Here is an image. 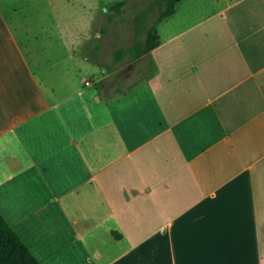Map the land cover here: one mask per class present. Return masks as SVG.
Returning <instances> with one entry per match:
<instances>
[{"label": "crops", "instance_id": "1", "mask_svg": "<svg viewBox=\"0 0 264 264\" xmlns=\"http://www.w3.org/2000/svg\"><path fill=\"white\" fill-rule=\"evenodd\" d=\"M39 3L0 2V212L39 261L264 264V0H180L146 90L116 98L45 59L84 30Z\"/></svg>", "mask_w": 264, "mask_h": 264}, {"label": "rangeland", "instance_id": "2", "mask_svg": "<svg viewBox=\"0 0 264 264\" xmlns=\"http://www.w3.org/2000/svg\"><path fill=\"white\" fill-rule=\"evenodd\" d=\"M92 1L95 0H91V2ZM98 1L99 3L97 4H90V8L92 9L93 7V9L90 10L89 8L90 12H86L85 9L81 10L76 7L72 10L69 9L68 5L70 4L66 3L64 6V0H40V3L36 4L39 10L44 13H51V19L48 18L45 22L50 24L53 23L52 12H54V10L51 4L55 2V14H57L56 21L58 24L61 23L64 25V27L60 29L62 33L65 32L66 26L68 25H71L70 28L76 29L77 27H81L84 30V35H77L74 37V39L77 40L76 44L80 45L82 43V46L80 45L81 47L67 44V42H65V36H63L62 41L58 38V36H61L57 31V44L55 43V47L47 48V50L50 49L51 54L46 55L47 50L43 51L41 54L45 55V59L48 60H73L76 61L77 64L83 65L81 74L78 73L79 69H73V89L78 86V76L87 75L86 72L91 74L90 72L93 71L97 72L96 76H103L100 81L101 84L98 85L108 86L110 94L113 93L112 98H116L121 96V92L132 90L138 83L143 85L142 79L146 75V65H149V60L147 58L148 56H145V54L144 57L141 56L136 60H129L128 57H126L122 62L114 63L112 59L113 50L119 46L131 45L136 41L137 36L135 27L137 19L144 17L143 25H141L143 32L145 31V27L153 26L158 19L161 3L160 0H123L125 2L121 7V11H117L113 8L109 12H106L105 10L108 5H113L118 2L105 3L107 0ZM209 1L210 0H184V4L181 8L183 11H180H189L190 13L198 4H202L201 7H207ZM0 2L5 10L12 12L20 7H26L27 10H29V6L34 8L36 0H0ZM75 8L77 12H79H76L77 15L75 11H73ZM66 12L67 15L64 14ZM71 16L73 19L70 18ZM32 17L33 16L29 15V21L33 19ZM62 17H69V19L63 20ZM179 17H181L180 12L158 23V30L162 39L171 32L177 24H180L179 22L181 21ZM36 22L37 20H35V23ZM98 31L100 32L98 33ZM141 36H144V33H141ZM97 44H99V48L95 49L93 45L96 46ZM40 45L45 47L43 40ZM36 47H39L37 43ZM64 70L65 69L62 68H56V74H52L54 82L58 83L63 80V76L60 75V72ZM96 76L93 77L89 75V80L94 81ZM141 87L143 86H137L135 88L139 89L132 91L141 92L146 90Z\"/></svg>", "mask_w": 264, "mask_h": 264}, {"label": "trees", "instance_id": "3", "mask_svg": "<svg viewBox=\"0 0 264 264\" xmlns=\"http://www.w3.org/2000/svg\"><path fill=\"white\" fill-rule=\"evenodd\" d=\"M180 0H160V12L156 23L153 26L145 27L142 31L143 19H137L135 33L136 41L131 45H123L113 50V62L120 63L126 57L129 60H136L156 47L160 42L157 25L165 17L176 11ZM125 1L108 5L106 12L113 8L121 11ZM144 33V36H141ZM99 47H95L97 49ZM102 64V63H101ZM0 264H42L34 255L28 245L11 226L6 217L0 212Z\"/></svg>", "mask_w": 264, "mask_h": 264}]
</instances>
